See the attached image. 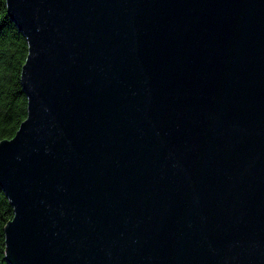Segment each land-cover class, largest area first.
Instances as JSON below:
<instances>
[{"label": "water", "instance_id": "1", "mask_svg": "<svg viewBox=\"0 0 264 264\" xmlns=\"http://www.w3.org/2000/svg\"><path fill=\"white\" fill-rule=\"evenodd\" d=\"M5 4L27 42L7 260L264 264V0Z\"/></svg>", "mask_w": 264, "mask_h": 264}, {"label": "trees", "instance_id": "2", "mask_svg": "<svg viewBox=\"0 0 264 264\" xmlns=\"http://www.w3.org/2000/svg\"><path fill=\"white\" fill-rule=\"evenodd\" d=\"M27 53V42L0 0V140L10 138L26 116V95L19 74ZM13 207L0 187V264H11L5 256L4 226Z\"/></svg>", "mask_w": 264, "mask_h": 264}]
</instances>
